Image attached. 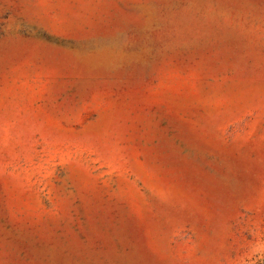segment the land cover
Wrapping results in <instances>:
<instances>
[{
    "label": "rangeland",
    "instance_id": "1",
    "mask_svg": "<svg viewBox=\"0 0 264 264\" xmlns=\"http://www.w3.org/2000/svg\"><path fill=\"white\" fill-rule=\"evenodd\" d=\"M0 264H264V0H0Z\"/></svg>",
    "mask_w": 264,
    "mask_h": 264
}]
</instances>
